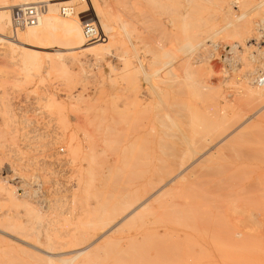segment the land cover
I'll return each instance as SVG.
<instances>
[{"label":"rangeland","instance_id":"obj_1","mask_svg":"<svg viewBox=\"0 0 264 264\" xmlns=\"http://www.w3.org/2000/svg\"><path fill=\"white\" fill-rule=\"evenodd\" d=\"M63 1L101 43L2 31L0 264H264V0Z\"/></svg>","mask_w":264,"mask_h":264},{"label":"bare ground","instance_id":"obj_2","mask_svg":"<svg viewBox=\"0 0 264 264\" xmlns=\"http://www.w3.org/2000/svg\"><path fill=\"white\" fill-rule=\"evenodd\" d=\"M36 1V0H35ZM65 1V0H64ZM63 1V2H64ZM39 2H43V0L41 1H39ZM61 2H62V0H61ZM2 3H6V4H8V3H10V4H13V6H11L12 7V9H9V11L10 12H8V13H6V14H4V16L0 19V43H3L4 41H5V37L2 35L3 34V32L2 31H4V30H7V29H10V27H11V21L12 20H10V15H12V11H13V8H15L17 5H21V4H26V3H32V2H29L28 0H0V5L2 4ZM56 3H57V1H56ZM79 3V2H78ZM51 4H53V3H51ZM50 6V5H49ZM59 6V5H58ZM58 6H56L55 5V7L57 8ZM84 7V6H83ZM83 7H82V12L84 11V10H87V9H83ZM10 8V7H9ZM56 8H50V9H46L47 11H44V13H42V15L39 17V19H38V21L36 22V23H34L33 25H28V26H26L25 28H24V30H26V33H23V34H21L20 36H21V38H26V37H28V36H32L33 38H35V39H37V40H42L43 38H46L45 36H48V35H50V34H59V35H62V36H66L68 39H65V37H64V39H65V41H67V40H69L72 44L73 43H79V42H83L85 45H87V41L85 40V38H84V35H83V31H82V24L81 23H79V21H80V19H81V17L79 16V14L80 13H77V10H76V8L75 7H73L72 9H68V10H70V12H68V13H66V14H64V13H62V9H56ZM59 8H60V6H59ZM0 9H2V8H0ZM3 10V9H2ZM49 12H50V15H49ZM50 16H51V21H50ZM12 17V16H11ZM63 21V22H62ZM51 23H52V26H51ZM63 23V25H62V27H61V24ZM18 34V33H17ZM20 34V33H19ZM3 36V37H2ZM61 36V37H62ZM63 38V37H62ZM44 40V39H43ZM61 40V39H60ZM7 41V40H6ZM45 41V40H44ZM56 41V40H55ZM54 41V42H55ZM61 41H64L63 39L61 40ZM61 41H60V43H61ZM11 42V41H10ZM59 42V41H58ZM102 42V36H100V39H98L97 40V38L95 39V40H93L92 41V43H96V44H98V43H101ZM14 43V42H13ZM53 44V43H52ZM56 45H58V44H56ZM83 45V44H82ZM67 46H69V45H67ZM3 51V50H2ZM57 51V50H56ZM53 55H55L53 52H51ZM50 53V54H51ZM57 54V53H56ZM2 55V54H1ZM60 55V54H59ZM56 57H58V56H56ZM61 57V56H60ZM60 57H58V59L60 58ZM60 59H62V58H60ZM63 76V75H62ZM178 152H180L179 151V149L177 150ZM188 152V151H187ZM191 152V151H190ZM172 152H169V154H168V156L169 155H172L171 154ZM182 154V153H181ZM179 155V154H178ZM188 155V154H187ZM186 155V156H187ZM160 156V155H159ZM162 156V155H161ZM190 156V155H189ZM170 157H172V156H170ZM173 158H178V157H173ZM168 159V158H167ZM166 159V160H167ZM189 159V158H188ZM162 161H163V158H162ZM160 163H161V161H159ZM174 162V161H173ZM164 163V162H163ZM166 163H167V161H166ZM174 163H177V162H174ZM158 164V163H157ZM171 164V163H170ZM190 165V164H189ZM188 165V166H189ZM164 166V165H163ZM162 166V167H163ZM158 167V166H157ZM168 168V167H167ZM166 168V169H167ZM171 168V167H170ZM187 168H189V167H187ZM158 169H159V167H158ZM185 169L186 168H184V171H185ZM178 170V169H177ZM168 171H169V169H168ZM159 172H160V170H159ZM182 172V171H181ZM169 173V172H168ZM172 173V172H171ZM180 173V172H179ZM187 173V172H186ZM159 174V173H158ZM156 175V174H155ZM186 175V174H185ZM159 176H160V174H159ZM158 176V177H159ZM163 176V175H162ZM168 176V175H167ZM171 176H172V174H171ZM176 176H179V175H176ZM188 176H189V174H188ZM153 177V176H152ZM157 177V178H158ZM175 177V176H174ZM173 177V178H174ZM182 177H184L183 175H182ZM182 177H180L181 179H182ZM155 178V177H154ZM168 178V177H167ZM188 178H190V177H188ZM159 179V178H158ZM176 179V178H175ZM177 181H178V179H176ZM185 180V179H184ZM183 180V181H184ZM174 181V180H173ZM176 181V182H177ZM151 182V181H150ZM175 182V183H176ZM161 183H164V182H161ZM160 183V184H161ZM174 182H173V184H175ZM179 183V182H178ZM177 183V184H178ZM181 183H183V182H181ZM152 184V183H151ZM154 184V183H153ZM155 186V185H154ZM178 186H179V184H178ZM166 187V186H165ZM164 187V188H165ZM177 187V186H176ZM181 187V186H180ZM157 188H158V185H157ZM162 188V187H161ZM167 188H168V186H167ZM166 188V189H167ZM152 189V188H151ZM166 189H164L165 191H169L168 189L166 190ZM169 189H171V188H169ZM153 190H155V188L153 189ZM159 190V189H158ZM161 190V189H160ZM160 190L158 191V192H160ZM175 190V189H174ZM157 191V190H156ZM152 192V191H151ZM164 191H162V193H163ZM182 192H184V191H182ZM155 193V192H154ZM158 194V193H157ZM155 195V194H154ZM166 195V194H165ZM191 195V194H190ZM159 196H160V198H161V196H162V194L160 195L159 194ZM185 196V195H184ZM153 197V196H152ZM156 198H158V196L156 197ZM160 198H158V199H160ZM189 198V197H188ZM182 199H183V197H182ZM149 200H150V198H149ZM149 200L147 201L148 203H149ZM177 200V199H176ZM180 200V199H179ZM138 201V200H137ZM180 201H182V200H180ZM140 202V201H139ZM147 202H145V201H143V202H140V203H138V205L137 206H135L133 209H132V211L131 212H133V211H135L137 208H141L142 206H146V203ZM155 202H156V200H155ZM170 202V201H169ZM184 202V201H183ZM181 204H182V202H181ZM186 204V203H185ZM189 204V203H188ZM191 204V203H190ZM135 205V204H134ZM133 205V206H134ZM150 205V204H149ZM167 206V205H166ZM187 206H189V205H187ZM181 207H182V205H181ZM190 207V206H189ZM143 208V207H142ZM147 208V207H146ZM185 208H187V207H185ZM182 209H183V207H182ZM190 209V208H189ZM142 210V209H141ZM146 210V209H145ZM160 210V209H159ZM166 210V209H165ZM173 210V209H172ZM191 210V209H190ZM138 211H140V209H137V211L136 212H138ZM176 211V210H175ZM178 211V210H177ZM183 212L185 213V211L183 210ZM134 213V212H133ZM142 213V212H141ZM141 213H137V216H138V214H141ZM146 213V212H145ZM191 213V212H190ZM135 214V213H134ZM133 214V215H134ZM188 214V213H187ZM129 215H131L132 216V214H130V213H128V215H126V217L128 218V216ZM139 217V216H138ZM129 218H130V216H129ZM134 218H135V216H134ZM174 218V217H173ZM124 219H126V218H124ZM131 219H133V217H131ZM179 219V218H178ZM177 219V220H178ZM174 220V219H173ZM172 220V221H173ZM171 221V222H172ZM179 221V220H178ZM124 222H127V220H124ZM143 222V221H142ZM123 224H125V223H122V225ZM120 225V224H119ZM127 225V224H126ZM124 226V225H123ZM117 227V226H116ZM125 227V226H124ZM123 227V228H124ZM119 228V227H118ZM120 229H122V228H120ZM110 230V229H109ZM108 230V231H109ZM119 230V229H118ZM117 231V230H116ZM99 238V237H98ZM84 239V238H83ZM88 241V240H87ZM98 241V240H97ZM120 241H122V240H120ZM89 242V241H88ZM94 242H95V240H94ZM90 244H92V243H90ZM90 246V245H89ZM78 247V246H77ZM87 247V246H86ZM85 247V248H86ZM97 248H98V246H97ZM86 249H88V248H86ZM90 249V248H89ZM93 250H95L94 248H92ZM83 248H81V249H77L76 251H74L75 253H76V255H78V254H81L82 252H83ZM87 252V251H86ZM86 252H84L85 254H86ZM83 253V254H84ZM89 253V252H88ZM84 254V255H85Z\"/></svg>","mask_w":264,"mask_h":264},{"label":"built area","instance_id":"obj_3","mask_svg":"<svg viewBox=\"0 0 264 264\" xmlns=\"http://www.w3.org/2000/svg\"><path fill=\"white\" fill-rule=\"evenodd\" d=\"M68 8H71V6H61L62 13L66 14L70 12ZM45 9L46 5L44 2H33L16 6L12 11V33H16L17 30L36 23ZM82 31L87 42H92L96 38L97 40L100 39L101 33L99 32L98 26L96 22L90 18L82 21ZM255 82L260 86L264 85V70L256 77ZM59 152H63V148L60 147ZM7 166L8 167L4 166L0 168V176L7 182H12L16 187V192L21 196L30 199L41 207L46 206V189L43 186L40 176L34 173L28 178H23L19 174H16L9 165Z\"/></svg>","mask_w":264,"mask_h":264},{"label":"crops","instance_id":"obj_4","mask_svg":"<svg viewBox=\"0 0 264 264\" xmlns=\"http://www.w3.org/2000/svg\"><path fill=\"white\" fill-rule=\"evenodd\" d=\"M255 162V161H254ZM248 163H250V158H248ZM257 166H259V168L262 170L261 172H264V156L263 158H261V160H258V162H256ZM256 193H260V192H256Z\"/></svg>","mask_w":264,"mask_h":264}]
</instances>
